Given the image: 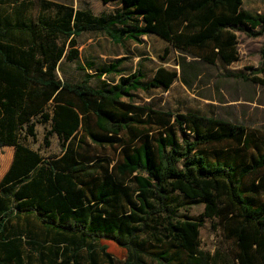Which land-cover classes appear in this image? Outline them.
<instances>
[{"label":"trees","instance_id":"1","mask_svg":"<svg viewBox=\"0 0 264 264\" xmlns=\"http://www.w3.org/2000/svg\"><path fill=\"white\" fill-rule=\"evenodd\" d=\"M117 1L122 8L106 15L53 4V14L30 19L17 0L0 10V146L13 147L0 178V264H82L80 250L97 264L99 236L124 249L120 264H264V146L246 154L241 126L193 113L171 118L122 100L167 89L174 70L158 67L144 82L136 68L97 88L90 75L78 83L56 75L61 60L77 58L76 37L87 31L117 44L153 34L181 57L230 64L234 31L243 28L262 35L263 62L264 12L244 10L242 0ZM122 60L101 72L114 74ZM36 124L45 127V147L56 136L57 153L26 145ZM223 141L243 151L220 154ZM174 191L203 203L196 219L175 214ZM205 217L219 225L211 256L198 249ZM98 250L111 263L104 246Z\"/></svg>","mask_w":264,"mask_h":264},{"label":"rangeland","instance_id":"2","mask_svg":"<svg viewBox=\"0 0 264 264\" xmlns=\"http://www.w3.org/2000/svg\"><path fill=\"white\" fill-rule=\"evenodd\" d=\"M13 0L0 2V10L11 8ZM25 8V18L35 19L38 15H51L55 12L53 4H61L74 10L90 9L94 15H106L119 11L122 5L119 1L103 3L101 0H17ZM244 10L250 13L264 12V0H242ZM236 36L237 57L230 64L216 60L206 64L190 57H181L164 40L153 34L141 36L139 41L126 40L120 44L113 43L101 31L82 32L76 37L78 56L72 61H62L56 70V75L63 81L80 82L85 75H90L87 84L93 88L105 83H114L119 76H125L136 68L146 82L158 67L175 71V78L167 89L151 87L148 90H135L122 100L134 104L170 113L173 116L193 113L199 116L219 120L224 124L241 126L250 138L246 154L259 155L264 146V61L260 56L262 35L250 36L242 29L234 31ZM59 41V40H58ZM166 49V50H165ZM116 58L122 62L114 74L105 75L101 71ZM35 138H28L25 143L41 154L58 152L54 136L48 137L45 147L42 136L45 127L36 124ZM186 137L191 135L185 132ZM218 152L229 157L243 151L236 147L233 141H223L217 144ZM228 148V149H226ZM7 148L0 147V158L7 154ZM264 173V168L261 171ZM247 181V180H246ZM130 189V187H128ZM171 207L179 217L196 219L202 211L203 203L190 200L180 193L171 192ZM261 197V196H260ZM264 198V195H262ZM148 202L154 204L148 199ZM213 223L215 227L213 228ZM199 246L202 253L209 256L220 241L219 225L216 219L203 218L198 232ZM94 258L97 264H120L125 251L115 241L106 236H99L93 242ZM109 254L111 263L104 260L99 252V246ZM158 246L148 245V251L156 252ZM82 264H87L84 250L78 252ZM31 264H37L33 260ZM213 264V263H211Z\"/></svg>","mask_w":264,"mask_h":264},{"label":"crops","instance_id":"3","mask_svg":"<svg viewBox=\"0 0 264 264\" xmlns=\"http://www.w3.org/2000/svg\"><path fill=\"white\" fill-rule=\"evenodd\" d=\"M149 35V34H147ZM141 36H146V35H141ZM140 36V37H141ZM140 37L138 39V41L140 40ZM157 38H159L158 36H156ZM161 39V38H159ZM126 40H123L121 41L120 43L124 42ZM119 43V44H120ZM117 44V43H116ZM63 60L60 61V63L62 62ZM60 63H59V66H60ZM60 79V78H59ZM61 80V79H60ZM50 136H54L56 141H57V145H58V140L56 138V136L54 134H51ZM2 147V146H0ZM4 147V146H3ZM7 148V154L5 156H3L2 158H0V178L1 176L3 175V173L6 171V169L8 168L9 164H10V161H11V158H12V153H13V147L12 146H5ZM59 151V150H58Z\"/></svg>","mask_w":264,"mask_h":264}]
</instances>
